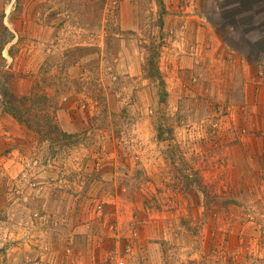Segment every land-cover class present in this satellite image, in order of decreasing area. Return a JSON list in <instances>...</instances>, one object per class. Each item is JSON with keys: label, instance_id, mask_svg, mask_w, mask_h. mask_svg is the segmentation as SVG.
I'll return each instance as SVG.
<instances>
[{"label": "rangeland", "instance_id": "1", "mask_svg": "<svg viewBox=\"0 0 264 264\" xmlns=\"http://www.w3.org/2000/svg\"><path fill=\"white\" fill-rule=\"evenodd\" d=\"M44 186L83 264H264V0H0V260Z\"/></svg>", "mask_w": 264, "mask_h": 264}, {"label": "crops", "instance_id": "2", "mask_svg": "<svg viewBox=\"0 0 264 264\" xmlns=\"http://www.w3.org/2000/svg\"><path fill=\"white\" fill-rule=\"evenodd\" d=\"M60 193L61 191L56 190L53 186L46 187V191H43L41 198L37 200L41 203L43 209V215L40 216L42 218L35 221L34 226L22 228V231L15 233L12 230L9 237L19 238V245H12L8 250L5 249V259L0 260V264H83L82 258L77 257L83 249L73 247L72 244L76 242L77 228L82 224H86L88 218L85 223L80 222L84 219L79 218L81 214L76 212L75 206L70 208L69 215L49 213L46 206L49 199L47 197L54 196L60 200ZM28 195L29 199H35L32 197L35 196L33 193ZM67 227L69 228L68 234L62 235ZM12 234L13 236H11ZM68 242H71V244L68 245ZM43 245H47L49 250L40 252Z\"/></svg>", "mask_w": 264, "mask_h": 264}, {"label": "trees", "instance_id": "3", "mask_svg": "<svg viewBox=\"0 0 264 264\" xmlns=\"http://www.w3.org/2000/svg\"><path fill=\"white\" fill-rule=\"evenodd\" d=\"M33 90L29 96H16L15 94H9L8 99L5 101V110L14 117L17 121L24 124L27 128L32 129L37 134H48L47 137L50 139H58V137L68 138L72 134H68L61 130L58 125L48 117L44 119V124H41L38 119V111L42 109V106H38L42 98L39 97L38 93ZM44 100V99H43ZM29 101L32 105L30 108H23L25 103ZM44 111V110H43ZM47 121V125L45 124Z\"/></svg>", "mask_w": 264, "mask_h": 264}, {"label": "built area", "instance_id": "4", "mask_svg": "<svg viewBox=\"0 0 264 264\" xmlns=\"http://www.w3.org/2000/svg\"><path fill=\"white\" fill-rule=\"evenodd\" d=\"M98 209H100V206H98ZM34 217H40V215H37L35 213ZM113 264H127V263H126V259L123 256L119 255L116 258H114Z\"/></svg>", "mask_w": 264, "mask_h": 264}]
</instances>
